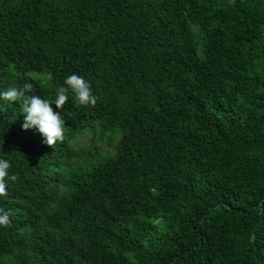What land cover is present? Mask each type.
<instances>
[{
  "label": "trees",
  "instance_id": "1",
  "mask_svg": "<svg viewBox=\"0 0 264 264\" xmlns=\"http://www.w3.org/2000/svg\"><path fill=\"white\" fill-rule=\"evenodd\" d=\"M72 74L54 147L0 99V264H264V0H0V92Z\"/></svg>",
  "mask_w": 264,
  "mask_h": 264
},
{
  "label": "clouds",
  "instance_id": "2",
  "mask_svg": "<svg viewBox=\"0 0 264 264\" xmlns=\"http://www.w3.org/2000/svg\"><path fill=\"white\" fill-rule=\"evenodd\" d=\"M34 85L24 83L21 87L11 86L7 90L0 92V99L9 102H19V111L24 114V123L22 127L27 130L36 128L43 136V143L54 147L57 142L63 143L65 140L66 124L65 117L68 114L64 111V106L69 99V92L75 94V103L77 105L95 106L97 97L93 94L90 82L82 76L72 74L68 76L62 86L57 87L56 95L52 102H48L38 95L32 94ZM55 104L61 112L53 110L52 104ZM63 117V119H62ZM11 164L6 159H0V196H6V184L8 180L17 181V175H10ZM10 213L0 208V226L10 225Z\"/></svg>",
  "mask_w": 264,
  "mask_h": 264
},
{
  "label": "rangeland",
  "instance_id": "3",
  "mask_svg": "<svg viewBox=\"0 0 264 264\" xmlns=\"http://www.w3.org/2000/svg\"><path fill=\"white\" fill-rule=\"evenodd\" d=\"M35 74H36V73H35ZM106 145H107V141H105V142L101 145V147H102V148H105ZM117 146H118V145L116 144L115 147H117Z\"/></svg>",
  "mask_w": 264,
  "mask_h": 264
}]
</instances>
